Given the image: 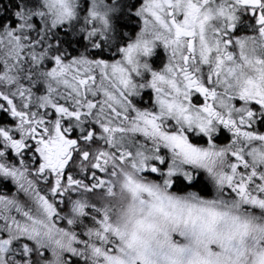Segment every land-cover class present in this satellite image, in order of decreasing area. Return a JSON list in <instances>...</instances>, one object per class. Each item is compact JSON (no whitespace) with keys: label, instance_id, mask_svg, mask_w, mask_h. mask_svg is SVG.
I'll list each match as a JSON object with an SVG mask.
<instances>
[{"label":"snow or ice","instance_id":"obj_1","mask_svg":"<svg viewBox=\"0 0 264 264\" xmlns=\"http://www.w3.org/2000/svg\"><path fill=\"white\" fill-rule=\"evenodd\" d=\"M0 264H264V0H0Z\"/></svg>","mask_w":264,"mask_h":264}]
</instances>
